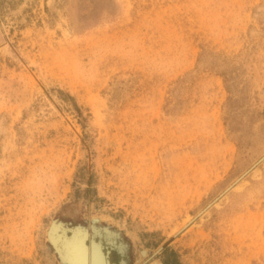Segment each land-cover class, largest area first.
Here are the masks:
<instances>
[{
	"label": "rangeland",
	"instance_id": "374dc122",
	"mask_svg": "<svg viewBox=\"0 0 264 264\" xmlns=\"http://www.w3.org/2000/svg\"><path fill=\"white\" fill-rule=\"evenodd\" d=\"M263 155L264 0H0V264H65L81 206L264 264V159L220 195Z\"/></svg>",
	"mask_w": 264,
	"mask_h": 264
},
{
	"label": "bare ground",
	"instance_id": "6f19581e",
	"mask_svg": "<svg viewBox=\"0 0 264 264\" xmlns=\"http://www.w3.org/2000/svg\"><path fill=\"white\" fill-rule=\"evenodd\" d=\"M98 216L102 217V215ZM101 220V222L93 223L91 233H89L88 227H85L81 224L75 227H70L65 222L58 220L53 221V224L48 229V238L52 241V243H54L56 248L55 252L59 253L63 263L65 262V264H111V261L107 259L103 251L102 242L105 243L104 239L107 240L106 243L108 244H110V242H116L117 247L121 250L122 253L124 252V243L119 244V242L115 240L122 233L121 226H118L119 224H116L109 218H103ZM112 227H115L116 229ZM69 230L72 232V235L67 234ZM89 236H92L93 238L92 248L90 245L87 244V239L89 238ZM95 236H99L101 241L96 242ZM145 252L146 250L143 253Z\"/></svg>",
	"mask_w": 264,
	"mask_h": 264
},
{
	"label": "flooded vegetation",
	"instance_id": "af4514ba",
	"mask_svg": "<svg viewBox=\"0 0 264 264\" xmlns=\"http://www.w3.org/2000/svg\"><path fill=\"white\" fill-rule=\"evenodd\" d=\"M80 209L84 212L86 218H83L82 216L73 217V218L78 219L80 222V223L73 224V226L75 227V226H78L80 224L84 225L85 227H88L89 233H91L93 223L94 222H96V223L101 222L102 221L101 219H103V218L98 216L99 213H97V212H92V211L87 212L82 206ZM100 214H102V213H100ZM103 215H105V214H103ZM94 217H97V218L99 217V218L97 219ZM104 219H106V218L104 217ZM114 221H116V220L114 219ZM119 224H121V223H119ZM112 228L116 229L115 227H112ZM121 229H120L122 231L121 235L118 238H116L115 240H117V242H119V244L124 243L123 244L124 245L123 246V248H124L123 253L117 247L116 242H110L109 241L110 244H108V243H106L107 240H105V239H104L105 243L102 242L103 251H104L107 259L111 261V264H154V263H156V264H167V261L165 259L159 258L157 256V254L160 251L159 252L158 251H156V252L152 251L151 248L149 247V245L145 244V242L143 241L142 237L139 234H137L135 231H133L127 227H126L127 230H124V228H121ZM128 231L132 232V233L134 232L136 235H134V237H133L132 235H130L131 233H128ZM67 234L72 235V232L69 230L67 232ZM92 241H93L92 236H89V238L87 239V244L90 245L91 248L93 245ZM95 241L100 242L101 241L100 237L95 236ZM111 244H113V245H111ZM145 250H146V252L143 253ZM49 252H50V250H49ZM125 260H126V262H125Z\"/></svg>",
	"mask_w": 264,
	"mask_h": 264
},
{
	"label": "water",
	"instance_id": "95a60500",
	"mask_svg": "<svg viewBox=\"0 0 264 264\" xmlns=\"http://www.w3.org/2000/svg\"><path fill=\"white\" fill-rule=\"evenodd\" d=\"M264 159V155L257 160L255 163H253V165H251V167L249 169H247L242 175H240L233 183H231L220 195H222L223 193H225L226 191H228L229 189H231L238 181H240L248 172H250L257 164H259L260 161H262ZM218 198V197H217ZM216 198V199H217ZM210 205V204H209ZM203 212V211H202ZM201 212V213H202Z\"/></svg>",
	"mask_w": 264,
	"mask_h": 264
}]
</instances>
